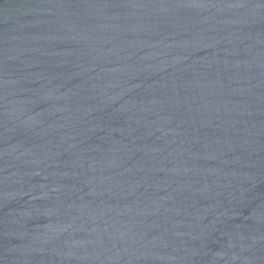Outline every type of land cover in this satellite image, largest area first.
<instances>
[{"label":"water","instance_id":"water-1","mask_svg":"<svg viewBox=\"0 0 264 264\" xmlns=\"http://www.w3.org/2000/svg\"><path fill=\"white\" fill-rule=\"evenodd\" d=\"M0 264H264V0H0Z\"/></svg>","mask_w":264,"mask_h":264}]
</instances>
